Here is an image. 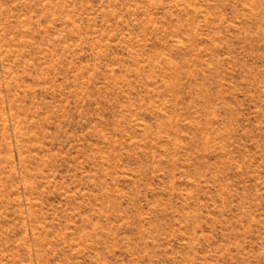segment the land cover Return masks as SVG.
I'll return each mask as SVG.
<instances>
[{
    "label": "rangeland",
    "instance_id": "obj_1",
    "mask_svg": "<svg viewBox=\"0 0 264 264\" xmlns=\"http://www.w3.org/2000/svg\"><path fill=\"white\" fill-rule=\"evenodd\" d=\"M0 264H264V0H0Z\"/></svg>",
    "mask_w": 264,
    "mask_h": 264
}]
</instances>
